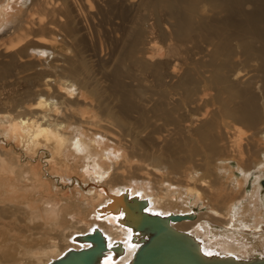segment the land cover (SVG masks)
<instances>
[{
  "label": "bare ground",
  "instance_id": "1",
  "mask_svg": "<svg viewBox=\"0 0 264 264\" xmlns=\"http://www.w3.org/2000/svg\"><path fill=\"white\" fill-rule=\"evenodd\" d=\"M93 1L0 0V264H49L94 227L101 264H129L141 240L108 208L126 190L161 215L199 208L172 224L207 255L263 258L262 0H140L132 29L130 0L107 26Z\"/></svg>",
  "mask_w": 264,
  "mask_h": 264
},
{
  "label": "water",
  "instance_id": "2",
  "mask_svg": "<svg viewBox=\"0 0 264 264\" xmlns=\"http://www.w3.org/2000/svg\"><path fill=\"white\" fill-rule=\"evenodd\" d=\"M109 209L124 211L120 217L123 223L133 228V235L141 240L133 259L129 264H264V257L237 259L233 256H210L204 253L199 241L187 231L176 228L172 223L184 219H193L194 214L161 215L147 210L148 201L131 196L126 190L113 196ZM78 237V236H77ZM81 239L91 243L85 248H69L58 259L49 264H101L109 249L108 240L101 229L94 227ZM134 239V237H132ZM115 245L116 253L124 251L121 242Z\"/></svg>",
  "mask_w": 264,
  "mask_h": 264
},
{
  "label": "rangeland",
  "instance_id": "3",
  "mask_svg": "<svg viewBox=\"0 0 264 264\" xmlns=\"http://www.w3.org/2000/svg\"><path fill=\"white\" fill-rule=\"evenodd\" d=\"M91 1H93V0H91ZM118 3H117V2ZM113 4H110L109 6L110 7H108L106 10H103L102 11V13H100V12H98V9L96 8V6H95V4H94V1L92 2L93 3V6L94 7H92L93 9L92 10H95L96 11V13H97V16H98V20H100L101 22V24H102V26H107L108 24L106 23V20H108V19H110V18H113V16H115V12H116V10L118 9H116V7L118 6L119 7V2H120V0H112L111 1ZM141 3V4H140ZM115 4V5H114ZM118 4V5H117ZM138 4H140L139 6H138ZM116 6V7H115ZM253 6H251V5H249V4H247V5H245V7H244V9H245V11H250V10H253V8H252ZM95 8V9H94ZM116 9V10H115ZM126 9H129V10H126V14H127V16H128V19H130V27H129V29H132V27L133 28H137V26H135V24L134 23H131V21L132 22H135L136 21V19L141 15L142 17L144 16V18L146 19V18H148L149 16H148V12H149V10H150V6H143V4H142V2H140V0H130V1H128V3H127V5H126ZM115 10V11H114ZM255 10H259V12H260V14L261 15H263L264 16V0H262V2H261V4L257 7V8H255ZM111 13H112V15H111ZM213 12H210V11H208V12H206L205 13V15L207 16L206 17V20H210L209 18H212L211 16H213V14H212ZM109 14H110V16H109ZM109 16V17H108ZM146 16V17H145ZM200 16H202V12L201 11H199V12H197L196 13V17L195 18H193L194 20H198L199 19V17ZM101 17V18H100ZM105 17V18H104ZM240 16H237V15H234V18L235 19H240L239 18ZM152 18H154V17H152ZM223 18V13H220V15H218L217 16V19H222ZM152 21H154L153 19L151 20V17H150V20H148V23L149 22H152ZM143 22V21H142ZM141 22V23H142ZM147 23V21L145 22V23H142L141 25H145ZM144 27V26H143ZM100 29H101V26L99 27ZM120 37V34L119 33H117L116 34V36L114 35V39H117V38H119ZM156 40H159V38H157ZM108 43V42H107ZM158 43H160L159 41H158ZM62 46H64V45H62ZM62 46H58L57 47V50H61V51H63L65 54L67 53H69V51H68V49L67 48H63ZM108 46H109V44H108ZM110 47H108L107 48V45H106V47H105V54L108 52H110V49H109ZM219 57L220 58H222L221 57V55H219ZM235 60L236 61H239L237 64H238V67H242L243 69H245V71L247 72V74L242 78V80L244 81V82H246L249 78V76L252 74V72H248V70H251V69H249L250 68V66H249V64H246V63H240V60L243 62V59L242 58H240V57H236L235 58ZM208 71V69L207 68H202V72L201 73H204L205 75H208L209 76V73L207 72ZM254 73V72H253ZM136 83H138V82H136V81H134L133 82V84L135 85ZM159 124H161V123H159ZM242 128H243V130H245V131H247L248 130V128L245 126V125H242ZM146 129V133H143V135L145 136V135H147V134H149V133H151V131H152V129H153V126L152 125H150V126H148V125H146L145 126V128H144V130ZM232 131H233V129H232ZM164 133V132H163ZM163 133H158V134H156V138H158L159 140H160V142L162 141V134ZM247 134V133H246ZM161 137V138H160ZM0 142H2V141H0ZM146 147H147V145H146ZM151 149V148H150ZM40 156H41V154L39 153L36 157H35V160H38L39 158H40ZM224 158V157H223ZM222 158V159H223ZM255 158H257V157H255ZM187 164V163H186ZM185 164V165H186ZM188 165V164H187ZM261 180H264V176L261 178ZM88 189V188H87ZM199 212V208H194V215H197V213Z\"/></svg>",
  "mask_w": 264,
  "mask_h": 264
}]
</instances>
